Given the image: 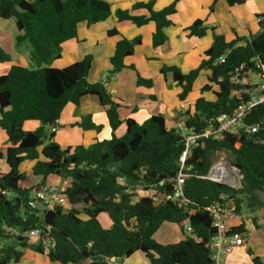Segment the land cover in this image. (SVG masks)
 Here are the masks:
<instances>
[{
    "label": "trees",
    "instance_id": "trees-1",
    "mask_svg": "<svg viewBox=\"0 0 264 264\" xmlns=\"http://www.w3.org/2000/svg\"><path fill=\"white\" fill-rule=\"evenodd\" d=\"M179 1L172 0L159 11L153 9L154 1L139 2L128 10H117L115 15L118 22H130L136 27L153 23L152 46L158 48L167 41L165 28L172 25L168 17L177 12ZM225 1L230 7L246 2ZM212 9L213 5L209 7L210 11ZM141 11L144 13H139ZM110 13L107 0H0V19L15 20L19 31L15 45H28L29 59L35 66L29 69L12 65L0 76V128L9 141L8 147L0 149V162L8 168L7 172L0 170V264L18 263L29 249L44 255L42 243H29V239L13 232L23 233L35 228L50 232L54 246L46 258L51 263L122 264L136 254L143 259H138V264H212L206 244L215 231L206 208L222 194L228 195L238 210L242 204L245 211L250 212L264 205L261 198L264 196V144L261 142L264 140V104L253 108L246 118L248 124L261 125L257 133L226 134L219 140H204L192 150L185 161L189 168L182 190L185 207L164 200L155 205L151 196L139 197L130 190L140 186L144 192L153 189L156 193L171 194L170 185L157 187V184L177 175L183 138L173 126L166 125L162 115L151 116L141 124L131 118L122 120L118 99L103 83L87 81L93 63L91 55L62 68L50 66L60 58L63 43L77 37L80 23L91 26L104 22ZM257 19L259 34L236 35L230 41L222 34H215L202 20H195L185 28L188 37L202 38L208 31L213 32V42L195 68L186 72L175 66L160 69L163 76L170 74L175 86L180 88V102L190 100L201 72H208L200 95L193 100L192 112L188 110L184 114L187 127L201 131L210 119L230 115L248 99L247 94L241 99L232 95L235 86L230 83V77L242 64L257 71L264 66V14L257 15ZM107 36L115 39L114 53L109 60L110 73L124 68L136 71L129 59L141 44V37L127 39L115 28L108 30ZM219 58L224 61L219 62ZM0 62H10L1 47ZM153 83L152 79L137 74V86L151 88ZM209 93L212 100L201 95ZM86 96H94L105 108L110 139L94 140L87 147L62 149L54 141L55 133L50 128L57 126L67 104L78 106ZM26 121H36L39 126L25 131ZM122 125L124 133L117 136ZM77 126L100 128L91 122L90 116ZM220 152L228 154L229 164L238 173L240 188L202 178ZM23 162H33L30 175L39 179L38 184L21 185L27 178L19 169ZM51 175L66 181L64 194L68 210L64 205L50 211L30 205L33 195ZM100 214L107 216L110 227L101 225ZM164 224L180 225L181 229L188 224L198 241L186 236L174 244H160L153 236ZM233 230L243 236L248 233L245 225ZM9 239L13 241L11 244L6 243ZM248 253L251 264H264V259L250 250Z\"/></svg>",
    "mask_w": 264,
    "mask_h": 264
},
{
    "label": "crops",
    "instance_id": "crops-1",
    "mask_svg": "<svg viewBox=\"0 0 264 264\" xmlns=\"http://www.w3.org/2000/svg\"><path fill=\"white\" fill-rule=\"evenodd\" d=\"M107 1L110 3L111 11L109 18L91 26L80 23L77 28V37L63 43L60 58L53 61L50 66L62 68L79 61L85 55H91L93 63L87 81L89 83H103L108 92L120 102L119 117L122 120L131 118L138 124L154 115H162L167 126H173L174 123L181 120L182 112L178 106L180 88L175 86L170 74L163 76L160 73L163 66H175L183 72L195 68L200 63L204 51L211 46L213 32L224 35L226 41L232 40L236 35L245 37L256 35L261 31L258 26L257 15L264 14V0H246L243 5L234 7L228 6L225 0H216L214 4V0H180L177 3V12L168 17L172 25L165 28L167 41L160 47L154 48L152 46V35L155 30L153 23L136 27L130 22H118L115 12L128 10L135 3L148 1H154L153 9L159 11L172 0ZM211 5H213L212 11L209 10ZM195 20H202L205 26L214 29L213 32L208 31L202 38L188 37L185 28ZM112 28L117 29L127 39L141 37V44L135 48L134 55L129 59V62L135 65L136 71L124 68L118 73H110L112 68L109 60L114 53L115 39L108 37L107 31ZM18 34L19 31L13 18L0 19V47L10 57V62H0V76L6 74L12 65H20L29 69L35 68L29 59L28 51L30 48L28 45L26 43L18 47L15 45V38ZM137 74L146 79H152L153 86L151 88L137 86ZM200 78L201 76L197 82L200 81ZM197 82L193 91L197 88L200 91L205 84V82L203 84H197ZM201 95L212 100L207 98L206 94ZM194 98L191 93L190 100L184 102L191 104V107L189 105L191 112ZM87 116H90L92 123L100 127L98 130L83 129L77 126V123ZM38 126L39 123L36 121H26L23 124V129L33 131ZM57 127L54 141L62 149L78 145L87 147L94 140H108L111 136L105 108L98 104L94 96L84 97L78 106L71 103L67 104L60 114ZM124 130L125 127L122 125L117 130V136H121ZM8 146L7 135L0 128V149ZM32 166L33 162H23L20 165V172L27 175L25 182L21 184L23 187H30L39 183V179L30 175ZM0 170L8 171L4 162H0ZM57 179H61V177L48 176L44 186L56 185ZM136 187L135 192L138 195L141 187ZM261 198L264 200L263 195ZM243 212L252 213L256 218L264 219V205L253 212L245 211V209ZM82 217L86 218L85 215ZM110 225L109 221L106 226H102L108 228ZM245 229L248 233L244 236L243 246L234 249L232 253L225 256L224 264H251V256L248 250L264 259V242L256 245L258 242L250 241L251 238H249L256 232L264 234V229L256 225L255 221L251 224L246 223ZM26 252L33 257L34 252L32 250L29 249ZM41 256L45 264H56L49 262L45 254ZM138 259L136 257L129 264L140 263ZM128 260H124L122 264H126Z\"/></svg>",
    "mask_w": 264,
    "mask_h": 264
},
{
    "label": "built area",
    "instance_id": "built-area-1",
    "mask_svg": "<svg viewBox=\"0 0 264 264\" xmlns=\"http://www.w3.org/2000/svg\"><path fill=\"white\" fill-rule=\"evenodd\" d=\"M223 58H219V62H223ZM259 68V66L257 67ZM260 71L253 70L245 64L240 65L230 77V83L235 86L232 95L241 99L243 95H248L239 107H237L230 115H220L210 119L204 129L196 131L193 127H187L185 124L184 114L190 110L191 104L182 102L179 106L181 110V120L174 123L173 129L178 132L184 140V148L179 158V170L177 175L168 179L167 181H160L157 187L171 186V194L156 193L155 190L150 189L146 192L147 195L153 198L154 204H159L162 200L172 201L177 203L178 207L186 206V201L182 198V190L184 188L185 180L188 177L186 171L189 168L185 166V161L190 156L192 150L199 146L204 140L222 139L226 134H234L243 132L246 134L257 133L261 129L259 123L248 124L246 118L248 113L258 105L264 104V66H261ZM239 86L240 88H236ZM190 105V107H189ZM193 110V108H192ZM191 111V110H190ZM264 121V117L262 119ZM50 131L55 133L57 126L50 128ZM264 144V140L261 141ZM226 164V174L234 177L238 181L237 172ZM211 174V172H210ZM214 182L211 177H202ZM66 181H62L59 186H43L32 197L30 205H37L42 210L50 211L56 206H63L66 204L67 198L64 194ZM154 187H156L154 185ZM234 189H237L233 186ZM142 191V190H140ZM144 192V191H143ZM244 205H241L240 210L236 203L229 198L228 195L222 194L218 200L213 202L206 208L208 216L210 217L211 227L214 229L215 234L206 244V248L211 255L212 264H224V257L232 253L236 248H240L244 244V236L233 230L234 227H241L246 223L255 224L264 229V219L256 218L252 213L243 212ZM16 236L34 239L35 243H42L43 252L47 255L50 249L54 246V241L50 237L49 230L42 231L38 228L19 233L13 230ZM183 232L195 241H198L195 234H193L190 225L183 226ZM8 264H18L9 262Z\"/></svg>",
    "mask_w": 264,
    "mask_h": 264
},
{
    "label": "rangeland",
    "instance_id": "rangeland-1",
    "mask_svg": "<svg viewBox=\"0 0 264 264\" xmlns=\"http://www.w3.org/2000/svg\"><path fill=\"white\" fill-rule=\"evenodd\" d=\"M27 1L30 2L32 0H27ZM28 52H30V49H29ZM206 74H208L207 71H202L201 72V78H200V81L197 82V84L198 83L203 84L204 82L206 83ZM199 93H200V91H198V88H197V90H194L192 92V96L196 97V96L199 95ZM202 96H204V95H202ZM206 97L213 99V96L210 93L209 94H206ZM181 103L182 102L179 101V103H178L179 105L178 106H180ZM57 129H58V127H57ZM223 164H229L228 154L225 153V152H220L215 157V161H214L212 167L210 168V172H212L213 169L219 170V171L220 170H223L222 169L223 168L222 167ZM54 176H57V175H54ZM226 176L228 178L231 177L230 178L231 180L234 179V177L232 175H230V174H226ZM57 181H58V183L56 185L59 186L60 183L62 182V179H57ZM216 183H220L221 184V182H219V181H217ZM230 185L232 187L235 186L237 188L238 183H235V179H234V184L231 183ZM53 186H55V185H53ZM42 187H40V188H42ZM135 188H137V187L136 186L135 187H131L130 190L133 191V192H135V190H134ZM146 195L147 194L145 192V194H143V197L146 196ZM65 205H67V204H64V207L66 208V210H68L67 209V206H65ZM156 205H158V204H156ZM81 208L82 207H79L78 209L81 210ZM98 220H100V222H101V224L103 226H106L107 222H109L108 219H107V216L105 214H101L100 217H98ZM181 228L182 227H180V225H176V224H164L162 226V228L153 236V239L156 242H158L160 244H163V245L177 243L182 238H184V237L187 236L184 232L182 234L183 229H181ZM263 237H264V234H262V232H256L254 235H252L249 238H251L250 241H256V242H258V243H256V245H260V244H262L264 242V238ZM12 242H13L12 239H9V240L6 241L7 244H11ZM29 243H34L35 244V240L34 239H29ZM28 254L29 253L26 252V250H25L23 257H22V259H20V261L18 262V264H45L44 263V259H43V257L40 254L34 253L35 255L33 254V257L29 256ZM136 257L138 259V255L135 254L128 261H126V264H129L130 261H134ZM139 260H143V259L139 257Z\"/></svg>",
    "mask_w": 264,
    "mask_h": 264
},
{
    "label": "bare ground",
    "instance_id": "bare-ground-1",
    "mask_svg": "<svg viewBox=\"0 0 264 264\" xmlns=\"http://www.w3.org/2000/svg\"><path fill=\"white\" fill-rule=\"evenodd\" d=\"M223 168V170H216V172L213 174V175H209V177H211L213 180H215V181H219V182H225V183H228V184H234V179H230V178H228L227 176H226V173H227V171H226V169H225V167H226V164H223V166H222ZM215 169H213L212 171H214ZM219 171V172H218ZM217 172H218V174H217ZM215 174H217L214 178H213V176L215 175ZM235 183H237V181H235Z\"/></svg>",
    "mask_w": 264,
    "mask_h": 264
},
{
    "label": "water",
    "instance_id": "water-1",
    "mask_svg": "<svg viewBox=\"0 0 264 264\" xmlns=\"http://www.w3.org/2000/svg\"><path fill=\"white\" fill-rule=\"evenodd\" d=\"M260 33V31L257 33V34H259ZM228 166H231L230 164L228 165ZM231 168H233L232 166H231ZM234 169V168H233ZM235 170V169H234ZM236 171V170H235ZM237 172V171H236ZM238 174V173H237ZM210 175V170H209V172L207 173V176L206 177H208ZM237 183H238V188H240V180H239V176H238V181H237ZM221 184H226L227 186H230V187H232L230 184H228V183H225V182H221ZM232 188H234V187H232ZM143 194H145V192H143V191H140V193H139V197H143ZM115 260V258H112V261H114Z\"/></svg>",
    "mask_w": 264,
    "mask_h": 264
}]
</instances>
